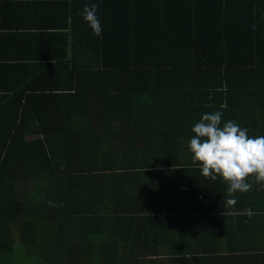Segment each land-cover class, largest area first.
Listing matches in <instances>:
<instances>
[{
    "label": "trees",
    "instance_id": "trees-1",
    "mask_svg": "<svg viewBox=\"0 0 264 264\" xmlns=\"http://www.w3.org/2000/svg\"><path fill=\"white\" fill-rule=\"evenodd\" d=\"M92 4L99 37L80 15ZM44 10L34 37L2 34L28 51L0 54V264H264V246L226 241L264 214L162 215L138 190L199 171L187 141L204 113L264 136V0Z\"/></svg>",
    "mask_w": 264,
    "mask_h": 264
},
{
    "label": "crops",
    "instance_id": "crops-1",
    "mask_svg": "<svg viewBox=\"0 0 264 264\" xmlns=\"http://www.w3.org/2000/svg\"><path fill=\"white\" fill-rule=\"evenodd\" d=\"M52 1L54 0H0V51L2 52L0 54L8 55L9 58L12 54L15 56L21 54L25 56L24 58L27 57L25 53L28 51L27 49L21 52L20 44L11 45L5 38L9 39L13 35H16V38H19L20 35L22 38H31L41 32L46 24L42 18L47 13L44 9L52 8ZM4 85L5 83L2 87ZM171 183L176 187L173 191L169 185ZM206 183H210L213 188H206ZM226 189L227 185L221 180L207 179L200 174V171H197L194 172L193 177L173 180L168 176H164L163 181L156 176H151L142 181L138 190L139 194L145 192L147 196V201L140 203L142 208L145 211H158V214L162 215H177L176 212H178L177 217L188 219L208 211H215L221 215H232L230 209L233 208H237V210L232 216L242 215L241 217H244V214L252 215V212L254 215L264 214V188L260 185L253 183L251 194L247 192L245 194L234 193L237 198V203L234 206L225 204L226 199L231 198L228 197ZM220 190L225 193L224 198L219 196ZM171 195H173V199H171ZM188 221L183 225L182 231H195L197 225L192 222L188 223ZM240 225L248 230L241 229V227L234 229L235 235H226L227 245L264 246V222L260 225V230H254L251 224ZM209 228L212 227L209 226ZM219 241L217 245L225 244L222 236Z\"/></svg>",
    "mask_w": 264,
    "mask_h": 264
},
{
    "label": "clouds",
    "instance_id": "clouds-1",
    "mask_svg": "<svg viewBox=\"0 0 264 264\" xmlns=\"http://www.w3.org/2000/svg\"><path fill=\"white\" fill-rule=\"evenodd\" d=\"M98 6L86 5L80 15L99 37L103 31L97 16ZM223 113H204L191 127L193 135L187 141L192 164L200 174L227 185V206H234V193L250 191L253 183L264 188V136H250L249 129L232 120L222 122ZM252 181L253 183H250ZM49 206H55L49 202Z\"/></svg>",
    "mask_w": 264,
    "mask_h": 264
}]
</instances>
